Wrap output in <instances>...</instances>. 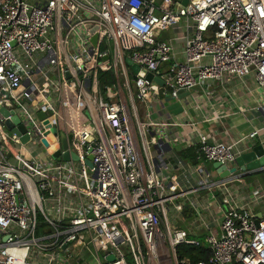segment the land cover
Returning a JSON list of instances; mask_svg holds the SVG:
<instances>
[{"label": "built area", "instance_id": "obj_1", "mask_svg": "<svg viewBox=\"0 0 264 264\" xmlns=\"http://www.w3.org/2000/svg\"><path fill=\"white\" fill-rule=\"evenodd\" d=\"M181 1L0 0V264H207L177 254L200 241L171 222L175 200L195 189L165 174L178 123L164 104L225 77L264 87V0ZM100 72L115 79L103 90ZM199 142L200 158L227 167L243 154ZM221 227L206 239L209 264H264V213L231 205Z\"/></svg>", "mask_w": 264, "mask_h": 264}, {"label": "crops", "instance_id": "obj_2", "mask_svg": "<svg viewBox=\"0 0 264 264\" xmlns=\"http://www.w3.org/2000/svg\"><path fill=\"white\" fill-rule=\"evenodd\" d=\"M173 36L174 30H169L162 37L172 39ZM174 47L182 57L183 41L175 40ZM198 93H206L209 97H204L203 103L198 102ZM175 101L182 105L183 111L175 114L166 108L167 121L178 125L167 128L169 142L164 144L162 158L171 169L167 171L170 174H165L175 176L179 190L195 191L175 200L182 210L171 214V222L206 244L210 233L222 235L224 211L231 205H247L256 215L264 213V168L221 180L213 168L214 162L199 156L194 159L189 152L198 149L199 135L212 142L236 143L243 153L256 145L255 139L264 145V109L261 108L264 87L258 86L253 75L225 77L203 81L192 94L183 91L178 99L164 106ZM256 129H260L259 134L251 138ZM175 137L178 140L173 142ZM183 152L189 154L184 156ZM152 153L155 155L156 151ZM204 180L207 183L204 184Z\"/></svg>", "mask_w": 264, "mask_h": 264}, {"label": "water", "instance_id": "obj_3", "mask_svg": "<svg viewBox=\"0 0 264 264\" xmlns=\"http://www.w3.org/2000/svg\"><path fill=\"white\" fill-rule=\"evenodd\" d=\"M184 5L187 4L188 0H182L181 1ZM96 30V27L92 28V32ZM97 39V35L95 34L93 36L92 41L95 43ZM127 63L132 67L134 72L139 71V65L132 63L131 60L127 59ZM149 78H153L154 75L150 73L148 75ZM155 81L158 82L159 84H163L162 80L159 79L158 77H154ZM174 100L169 98L167 102ZM167 109L171 111L172 113L177 114L178 112L183 111L182 105L178 102L175 101L173 104L168 105ZM42 117L44 116L43 114L41 115ZM18 119L15 118V122H17ZM9 126L13 125V122H8ZM22 129V127H21ZM28 137H24L23 140L26 141ZM256 145L250 150L245 153H243L241 156L237 158L236 165L234 167H227L226 165L221 164L220 162H214L213 163V168L216 170L219 178L221 180H226L227 178H230L232 176H241L243 174H247L249 172H252L254 170H260L264 168V145L259 143L257 139H255ZM65 147V146H64ZM60 155V150H58L55 153V156L58 157ZM64 160L69 159V153H63L62 155ZM74 159H78L77 155H73ZM92 157L90 156L87 164L91 167L92 163L91 160ZM258 218L262 216V213L259 212L256 215ZM110 260H113V257H110Z\"/></svg>", "mask_w": 264, "mask_h": 264}, {"label": "trees", "instance_id": "obj_4", "mask_svg": "<svg viewBox=\"0 0 264 264\" xmlns=\"http://www.w3.org/2000/svg\"><path fill=\"white\" fill-rule=\"evenodd\" d=\"M99 86L103 90L105 86L111 85L114 82V77L111 72H100L99 73ZM190 155L196 159L198 156L197 149L193 152H189ZM189 153L183 152L184 156H187ZM179 258H188L194 263L204 261L209 264L211 257V250L208 248L207 244L201 242L198 245L181 243L176 248ZM234 264H242L240 262H235Z\"/></svg>", "mask_w": 264, "mask_h": 264}, {"label": "rangeland", "instance_id": "obj_5", "mask_svg": "<svg viewBox=\"0 0 264 264\" xmlns=\"http://www.w3.org/2000/svg\"><path fill=\"white\" fill-rule=\"evenodd\" d=\"M161 106H163V103H162ZM139 108H140V107H139ZM140 112H141V115H142V116H141L142 120H145L146 118H144V116H143V114H142V109H141V108H140ZM160 113H162V112H161V109H160L159 107H153V108H152L151 115H152V118H153V119L158 118ZM145 137H146V140L148 141V145L150 146V145H151V140H152V139H151V134L148 133V132H145ZM26 148H27V150L23 152V155H24V156L28 157L29 153L31 152L30 154H33V155H34L35 157H37V158H41V157H43V152H44V150L37 149L36 151H31L32 148H31L30 146H26ZM150 149H151V148H150ZM41 154H42V155H41ZM58 160H61V159H58ZM129 261H130L131 264L134 263L132 257L129 258Z\"/></svg>", "mask_w": 264, "mask_h": 264}]
</instances>
